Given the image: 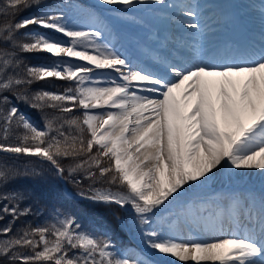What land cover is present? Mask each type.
<instances>
[{
    "label": "snow or ice",
    "instance_id": "obj_1",
    "mask_svg": "<svg viewBox=\"0 0 264 264\" xmlns=\"http://www.w3.org/2000/svg\"><path fill=\"white\" fill-rule=\"evenodd\" d=\"M39 3L3 0L0 16L14 18ZM98 3L183 14L188 19L179 23L194 30L191 42L178 43L186 54L153 56L159 71L141 67L101 42L107 25L91 13L96 27L88 30L70 27L59 10L0 21V153L36 158L60 176L83 172L93 184L78 195L93 204L130 206L147 254L120 253L106 233L83 231L74 215L58 213L15 235L11 224L0 228V264H158L155 256L173 258L171 264H264V5L260 43L242 50L205 46L207 26L200 23L199 5L190 2ZM123 18L147 27L144 20ZM30 25L66 39L21 32ZM17 49L49 54L51 62L25 64ZM50 80L68 86L28 92V86ZM8 93L58 114L46 115L38 127ZM66 160L72 161L67 169ZM218 173L230 180L258 176L261 188L200 195ZM15 174L0 166V186ZM29 212L11 203L0 207L13 220ZM161 212L168 215L157 220Z\"/></svg>",
    "mask_w": 264,
    "mask_h": 264
},
{
    "label": "trees",
    "instance_id": "obj_2",
    "mask_svg": "<svg viewBox=\"0 0 264 264\" xmlns=\"http://www.w3.org/2000/svg\"><path fill=\"white\" fill-rule=\"evenodd\" d=\"M73 1L74 0H40L38 5L22 9L14 18L11 16H0V21L12 19L18 21L25 16L44 14L43 12L46 10L52 9L55 11L57 8L69 13V6L67 5L74 4ZM2 3L3 0H0V4ZM86 8L89 12H92L94 9L93 7ZM39 30L52 32V30L38 28L35 25H30L27 29L21 30V32ZM16 51L17 59L23 60L25 64L39 65L51 62L49 54L46 53H22L19 52L18 49ZM67 86V82L50 80V82H38L28 86V92L32 93L42 89L52 92H62ZM7 95L9 96V100L20 109V112L23 115L24 113L29 115L28 119L36 126H43L46 115L51 118L52 116L58 114L51 109L39 111L35 108H31L28 104L14 99L11 93H8ZM76 114L79 115L78 112ZM62 163L65 169H67L72 161L66 160ZM105 164H107V160L105 161ZM0 166H6L9 169L12 168V170L16 173L14 177L10 175L7 183L0 186V207L6 203H11L18 205L20 210L30 209V212L27 215H21L15 220H13L10 215L0 213V215L3 216V218L0 219V228L11 224L12 233L10 235L17 234L21 229L27 226L35 227L50 222L52 220V210L58 209L67 215H74L82 225L83 231H89L92 229L99 230L102 228L107 229L109 232L108 236L112 239V242L115 245V250L118 252L132 243L117 218L118 214L123 213L121 207L114 204H93L87 200H74L70 198L62 191L61 185L56 178V172L50 168L47 163H40L32 158H15L10 154L7 155L0 153ZM63 178L65 180V185L75 193H79L81 190H87L89 186L93 184L91 180L87 179L83 172L75 174L74 177H69L66 171ZM75 181H79L80 183H76ZM94 186L102 188L112 187L113 191L117 190L115 186H109L106 183H98ZM12 195H16L17 199H2L4 196L11 197ZM34 216H37L38 218ZM44 218L48 222H44ZM98 235L103 234L98 233ZM2 238L3 237H0V239Z\"/></svg>",
    "mask_w": 264,
    "mask_h": 264
},
{
    "label": "rangeland",
    "instance_id": "obj_3",
    "mask_svg": "<svg viewBox=\"0 0 264 264\" xmlns=\"http://www.w3.org/2000/svg\"><path fill=\"white\" fill-rule=\"evenodd\" d=\"M176 1L177 0H168L169 3H176ZM179 1H181L182 3L190 2L193 4L199 5L200 13L206 16V20H207V24H206L207 31L206 32L208 33V37L214 38V41L212 42V46L215 40L219 39L220 34L228 32V31L229 32L232 31L233 27H232L231 22H232V19H234V16H239L240 18H242L241 29L237 31L238 33H240L241 37L243 36L244 33L246 34L249 33L248 32L250 28L249 25L252 24V25L258 26L259 33L257 32L255 33L251 31V35L248 36L246 40H244V42L246 41L247 46H243L244 45L243 44L242 47L247 48V47H251L252 45L258 46V43H260V34H261V25H262V16L260 14H261L262 5H264V0H212V1L210 0H179ZM90 2L94 3L96 6L95 7L96 13L93 15L95 17H98L100 20L104 22V24L107 25V28L104 30V37L101 42L110 44L114 48V50L118 51L123 56H127L130 59V56L136 55L137 58L139 59V62L143 64H150L154 60L152 57H149L146 55L143 44H146L147 47H151L155 50L157 49L158 51L163 52L164 55L168 56L169 58H171V53L173 51L179 50L181 52L182 48L178 49V43L181 42L180 36L186 32L185 27H183L179 23V21L183 20V19H180L181 13H178L175 11L176 14L175 15L173 14L171 16V12L173 10L165 9L160 13H156V12H150L146 8H142V7L133 9L131 11H123L122 6H105V5L99 4L98 0H90ZM205 2H209V3H206V5L202 7ZM75 3L77 6H80V7L79 8L70 7L69 9L70 13H66L63 10L57 8L59 11H63L64 13L67 14L68 16L67 22L69 26L76 27V28H82L84 30H88L89 28H95L96 25L92 21V16L89 15V12L83 11L85 9V7L83 6H86V3L81 4L78 1H75ZM117 9H120V10H117ZM209 9L216 10L215 13H221L220 15H222V13L227 12L228 16L226 19H222V16H218L215 19L210 18L207 16V13H208L207 11ZM227 9H229V11ZM50 12H53V11H50ZM117 12H120L122 14L124 13L127 15H134V14L139 15L140 14L143 20L145 19L144 21L146 22L147 27L135 23L137 27L141 28L142 30L141 32H138V31L136 32V28L135 29H129L130 27L129 28H124V27L117 28V25L111 19V16H115ZM78 13H83V14L79 15ZM169 17H173L174 19H177V25L172 27L174 29L172 31L174 37L173 36L168 37L167 34H163L162 32L158 31L156 27H153L151 25V23L154 21L165 25ZM228 19L230 20V22H227ZM221 25H224L225 29L221 30L220 28ZM32 32H40L42 34L49 35L53 39H66L62 37L60 34H57L53 31L49 32L47 30H40V31H32ZM164 32H166V30ZM153 33L156 34L158 39H150ZM144 39H146L147 41H145ZM165 40L168 41L167 47H161V42ZM155 70L158 71V68H155ZM32 159L37 160L36 158H32ZM258 178L256 180L257 181L259 180V182L253 181V179H251L250 177H242L241 179L235 178L234 180H230L226 174L218 173L217 178L212 182L209 188L200 190L199 194L206 195L208 192H211L212 190H213L212 191L213 193L217 191L219 192L220 191L219 188L221 190L226 189L227 191H233L237 187H248V188H254L256 190L257 189L260 190L261 180L260 178L259 179ZM191 194L192 193H190V195ZM122 210L124 211V215L120 217V220L122 221L124 227L127 229L128 234L130 235L131 240L133 241V244L128 245L121 253H129V254L134 253L136 255H146L147 249L142 239L140 225H139L138 220L135 217L134 211L131 209L130 206L123 207ZM58 213L59 212L57 211L52 213V219ZM131 214H134V216ZM167 215H168L167 212L158 213L156 219L159 220L161 217L167 216ZM97 231L98 229H92L86 232H90L95 235H98V233H101V234L107 233V235L109 234V232H107L105 229H99L100 232H97ZM153 258L158 262V264H171V261L173 259V258L164 257V256H155Z\"/></svg>",
    "mask_w": 264,
    "mask_h": 264
},
{
    "label": "bare ground",
    "instance_id": "obj_4",
    "mask_svg": "<svg viewBox=\"0 0 264 264\" xmlns=\"http://www.w3.org/2000/svg\"><path fill=\"white\" fill-rule=\"evenodd\" d=\"M210 1H212V0H210ZM209 1V2H210ZM209 2H205L204 3V5L202 6V7H204L205 5H206V3H209ZM176 3H182L181 1H179V0H177L176 1ZM211 3V2H210ZM229 5H230V3H229ZM260 5V4H259ZM211 6H213V5H211ZM201 7V8H202ZM222 7H224V6H222ZM228 11H229V9H227ZM215 11L216 10H208L207 12V16L208 17H210V18H213V19H215L216 17H218V16H222V19H226L227 18V16H228V13L227 12H225V13H222V15H220L221 13H215ZM226 11V10H225ZM175 15L176 13H175V10H173L172 12H171V16L172 15ZM261 15V14H260ZM123 17H135L136 19H142L143 20V18L141 17V15L139 14H134V15H127V14H122V13H120V12H117L116 14H115V16H111V19L114 21V23L117 25V28L118 27H124V28H129V29H135L136 28V32L138 31V32H141L142 30H141V28L140 27H137L136 25H135V22L134 21H132V20H128V19H124ZM180 19H183V20H187L188 18L187 17H185L183 14H181V16H180ZM145 20V19H144ZM227 22H230V20L228 19V21ZM200 23H201V25H205L206 26V24H207V20H206V16L204 15V14H201L200 13ZM232 31H230L229 33H223V34H220L219 35V39L218 40H215V42L213 43V46H215L216 48H223V47H225L226 45H228V44H232V45H234V46H238L239 48H241L242 50L243 49H247V48H250V47H247V48H245V47H241V45H240V41H242L243 43H242V45L243 46H247V44H246V41L244 42V40H246V38L248 37V35H250L251 34V32L250 31H253V32H257V33H259V30H258V26H256V25H249L250 26V30H248V32H249V34L247 33H244L243 34V36L241 37V35L237 32L239 29H241V24H242V18H240L239 16H234V19H232ZM151 25L153 26V27H156V29H158V31H160V32H162L163 34H167V36L168 37H171V36H173V26H175V25H177V19H174L173 17H169L168 18V21H167V23L164 25V24H162V23H158V22H156V21H154V22H152L151 23ZM248 25V24H247ZM171 28V29H170ZM221 30L222 29H224V25H221ZM168 29H170V30H168ZM253 29V30H252ZM166 30V32H164ZM220 30V31H221ZM185 33L183 34V35H181L180 36V38H181V41H184V40H187V41H189V42H191L192 41V39H193V37H192V33H193V31L194 30H190V29H187L186 27H185ZM174 37V36H173ZM145 41H147L146 39H144ZM203 40H204V43H205V46H212V42L214 41V38H209L208 37V33L207 32H205V34H204V36H203ZM258 45H259V43H258ZM143 46H144V48H145V53H146V55L147 56H149V57H153V56H157V55H159V56H165L164 55V53L163 52H160V51H158L157 49L155 50V49H153V48H151V47H147L146 46V44H143ZM181 54H186V50L185 49H183L182 48V50H181V52H180ZM130 59L135 63V64H138V65H140L141 67H146V68H149L150 70H152V71H157V70H155V68H158V71L160 70V68H161V66L160 65H158V64H156L154 61H152L150 64H143V63H141V62H139V59L137 58V56L136 55H133V56H130ZM8 155V154H7ZM15 163V162H14ZM12 169V168H11ZM15 171H16V168H15ZM24 171V170H23ZM25 174V173H24ZM222 175V174H221ZM223 176V175H222ZM16 178V177H15ZM224 178V177H223ZM242 177H237V179H241ZM251 179H253V181H255V182H259V180L257 181L256 179L258 178V176H251L250 177ZM45 179V178H44ZM225 179V178H224ZM259 179V178H258ZM219 180V179H218ZM250 181V180H249ZM251 182V181H250ZM219 183V182H218ZM252 183V182H251ZM222 186V185H221ZM233 187V186H232ZM230 189V188H229ZM228 189V190H229ZM234 189V188H233ZM18 190V189H17ZM219 192H221V191H227L226 189L225 190H221L220 188H219ZM231 190H232V188H231ZM213 191V190H212ZM211 191V192H212ZM215 191V190H214ZM216 191H217V189H216ZM233 191H237V192H249V191H252V192H259V190L257 189H254V188H248V187H237V188H235V190H233ZM15 192V191H14ZM21 192V191H20ZM218 192V191H217ZM13 194V193H12ZM204 194V193H203ZM23 195V194H22ZM202 195V194H201ZM19 197H20V195H19ZM25 197V196H24ZM25 199V198H24ZM34 211H35V209H34ZM41 211V210H40ZM39 211V212H40ZM39 212H37V213H39ZM44 212H46V211H44ZM47 213V212H46ZM44 214V213H43ZM49 214V213H48ZM51 214V213H50ZM36 215V214H35ZM43 216V215H42ZM34 217H37V216H34ZM47 217V216H46ZM38 218V217H37ZM42 218V217H41ZM33 219H35V218H33ZM37 220V219H36ZM40 220V219H39ZM48 220V219H47ZM32 221V220H31ZM43 221L45 222L46 220H45V218L43 219ZM43 222V223H44ZM46 222H48V221H46ZM32 223V222H31ZM34 223V222H33ZM37 223V222H36ZM40 224V223H39ZM45 224V223H44Z\"/></svg>",
    "mask_w": 264,
    "mask_h": 264
}]
</instances>
